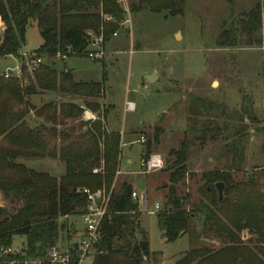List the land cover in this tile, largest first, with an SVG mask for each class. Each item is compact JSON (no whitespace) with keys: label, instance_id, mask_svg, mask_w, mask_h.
<instances>
[{"label":"trees","instance_id":"1","mask_svg":"<svg viewBox=\"0 0 264 264\" xmlns=\"http://www.w3.org/2000/svg\"><path fill=\"white\" fill-rule=\"evenodd\" d=\"M182 4L183 0H138V6L131 4L128 12L147 8L154 13L164 10L171 15L180 14ZM124 14L120 0H0V57L21 59L25 30L34 24L42 40L34 51L37 56H44L47 62L54 60L57 53L87 58L90 36H101L106 41L117 28L112 20L122 21ZM246 18L241 25L244 31L252 33L264 27V0ZM228 33L223 32L225 39L229 38ZM45 60L32 74L23 66L25 84L0 75V193L10 204V208L0 206V237L10 241L14 235H21L28 255H40L59 239L65 228V223H60L63 218L86 213L89 199L83 190L90 194L101 191L110 195L108 214L101 221V237L92 264H144L153 253L139 227L141 212L137 199L132 198V185L122 183L118 190H110L119 170L121 145L119 134L104 127L108 110L100 103L105 94L104 82L73 80L70 72L59 73ZM42 91L78 96L83 101L59 105L49 102L35 108L28 97ZM213 107L201 104L200 110H194L196 116L207 111L210 114L197 130L202 136L185 134L178 147L168 151L162 169L168 180L163 184V206L155 213L156 225L166 243L186 236L192 247L175 264H249L248 257L257 259V255L241 243L244 230L255 236L248 240L256 243L254 249L264 257V190L254 178L233 182V160L223 170L200 174L202 196L197 202L191 203L190 193L180 189L188 177L193 139L219 131V127L210 126L216 114L211 111ZM84 108L96 117L85 120ZM31 110L40 120L34 126L27 121ZM245 113L251 116L247 109ZM251 121H256L255 117ZM194 131L196 128L190 130ZM153 132L144 143L141 160L150 156L151 142L158 144L162 128L155 126ZM240 134L241 130H237L236 135ZM235 141L238 145L228 147L232 156L241 161L240 138ZM262 141L264 154V129ZM44 158L63 165L61 176H51L23 163ZM94 169L97 172L93 173ZM218 182L224 185L221 201L215 189ZM211 238L227 244L216 251L199 246L201 240ZM259 264H264V260H259Z\"/></svg>","mask_w":264,"mask_h":264},{"label":"rangeland","instance_id":"2","mask_svg":"<svg viewBox=\"0 0 264 264\" xmlns=\"http://www.w3.org/2000/svg\"><path fill=\"white\" fill-rule=\"evenodd\" d=\"M261 2L183 0L182 12L172 15L164 10L154 13L147 8L135 13L124 10L122 21L112 20L117 25V37L111 35L103 41L102 59L96 61L74 56L46 61L56 69H69L73 78L85 81H99L101 77L106 79L105 103L112 105L106 117L107 128L127 134L121 136L118 133L121 145L120 173L115 174L110 190H118L122 182L133 186L141 212L139 225L151 250L160 252L163 258L178 257L168 264H175L192 247L186 236L172 243L163 240L156 225L154 206L158 204L161 209L166 196L163 184L168 177L162 169L168 151L178 147V142L187 133L202 136L197 130L210 114L207 111V114L196 116L194 110H200L201 104L214 106L211 111L216 113L215 120L210 126L219 127V131L208 132L200 140L193 139L188 155V177L180 189L190 193L191 203L197 202L202 196L200 174L209 170H223L233 160V182L254 178L264 190V154L261 152L264 129V27L248 33L241 26L247 20L246 14L258 8ZM131 4L137 7L138 0L120 2L125 9ZM128 17L130 28H125L122 22ZM2 30L0 23V35ZM224 31L229 32L228 39H225ZM25 32L22 59L24 53L35 51L42 41L34 24L28 25ZM224 39V44L220 46ZM131 48L134 52L129 55L127 51ZM18 63L17 57H0V73L9 67L15 68ZM147 76L154 78L150 80ZM126 101L134 103L133 111L126 109ZM245 109L251 116L245 113ZM84 112L91 119L96 117L95 113L84 108L82 116L85 120ZM27 115L31 121V113ZM251 117H255L256 121H251ZM155 126L161 127L162 133L158 144L151 142L150 155H160L163 167L152 173H142L141 153ZM194 127L196 131L190 132ZM237 130H241L240 136L236 135ZM142 136L144 141L139 143ZM238 137L242 147L241 161L237 156H232L228 147V144L238 145L235 141ZM23 163L37 171L50 172L54 177H58L56 174L62 168L61 163L45 158L27 159ZM98 192L101 202L109 199V193ZM143 194H146L144 203L139 200ZM0 206L10 208L8 200L1 193ZM62 221L65 228L61 235L67 234L71 224L78 231L83 226L79 215L63 218L60 223ZM248 239L254 240L255 236L244 230L240 234L241 243L253 249L257 255V259L248 257L247 261L249 264H259L264 257L254 249L256 243ZM59 240L62 244L64 236ZM24 241L23 236H14L15 243ZM200 242L199 246L213 251L227 244L214 238ZM152 257L156 263L162 261L158 253H153ZM84 262L93 263L92 258Z\"/></svg>","mask_w":264,"mask_h":264},{"label":"built area","instance_id":"3","mask_svg":"<svg viewBox=\"0 0 264 264\" xmlns=\"http://www.w3.org/2000/svg\"><path fill=\"white\" fill-rule=\"evenodd\" d=\"M122 0H120L121 2ZM127 13L128 9L123 8ZM108 20L111 17L107 18ZM130 17L124 19L122 25L125 28H130ZM113 37L117 36V32L112 34ZM103 38L101 36H90L87 42V59L100 60L104 55ZM134 49L128 50V53L133 54ZM68 58L66 53H57L54 60H65ZM45 60L44 56H37L36 53L27 52L24 53L23 59H19V63L15 68L9 67L2 73L5 79L15 78L21 80L24 84L26 80H23V66L26 70L32 74L39 68L40 64ZM135 107L133 102L126 101V109L133 110ZM85 113L86 120L91 119L87 112ZM144 137L142 136L138 142L142 143ZM142 164V173H152L160 170L163 167V160L160 155H150L147 159L140 160ZM97 172L94 169L93 173ZM119 170L116 174H119ZM88 195L89 203L86 208V213L79 215L82 219V228L77 230L76 227L71 224L70 230L64 236V241L60 244V240L48 247L40 255H28L25 241L21 243L14 242V236L10 241H6L0 237V264H84L85 260L94 257L96 253V244L101 237V221L103 217L108 214L106 211L107 200L101 202L99 192L90 194L87 190H83ZM132 198L138 199L137 195L132 192ZM141 201L142 198L139 197ZM159 205L155 204L154 210L158 211Z\"/></svg>","mask_w":264,"mask_h":264},{"label":"crops","instance_id":"4","mask_svg":"<svg viewBox=\"0 0 264 264\" xmlns=\"http://www.w3.org/2000/svg\"><path fill=\"white\" fill-rule=\"evenodd\" d=\"M0 23H1V21H0ZM38 32V31H37ZM38 34H39V32H38ZM117 37V36H116ZM22 51V50H21ZM128 52V51H127ZM129 54V53H128ZM130 55V54H129ZM132 55V54H131ZM45 62H46V60H45ZM55 69H56V67H55ZM57 70V72H59V73H61V72H71L69 69H67V68H65L64 70H59V69H56ZM3 73V72H2ZM2 73H0V75H2ZM71 74V73H70ZM71 76H72V74H71ZM152 78H154V76L152 77ZM72 79L73 80H76V81H79V80H81V79H77V78H73V76H72ZM105 80L106 79H103V77H101L100 79H99V82L100 81H103L104 82V87H105V89H106V85H105ZM82 81H85V80H82ZM91 81H94V80H91ZM91 81H87V82H91ZM105 94H104V98H102V99H100V103L101 104H103V105H105L107 108H108V110H107V115H108V113H109V110H110V108L112 107V105H106V103H105ZM29 98V101L31 102V104L33 105V107H35V108H39V107H41L43 104H45V103H49V102H52V103H54V104H56V105H59L60 103H72V104H75V103H77V104H79L78 102H80V104H82V101H83V98H81V97H78V96H68V95H63V94H57V93H51V92H47V91H42V92H37V93H35V94H33V95H31V96H29L28 97ZM134 109H135V107H134ZM133 109V110H134ZM133 110H129V111H133ZM30 113H31V121L29 120V119H27V121H28V123H29V125L30 126H34V125H36V124H38L39 122H40V120L35 116V114H33V111L31 110L30 111ZM107 115H106V117H107ZM96 116V115H95ZM106 117L104 118V127H105V129L109 132V131H111V132H115V131H112V130H110V129H108L107 128V121H106ZM84 129V128H83ZM115 133H119V132H115ZM119 134H121V136H126L125 135V132H121V133H119ZM127 161L128 162H130V160L129 159H127ZM45 162V161H44ZM61 166H62V168H61V170H59V172L56 174L58 177L59 176H61V174L64 172V167H63V165L62 164H60ZM120 166V165H119ZM42 172V171H41ZM45 172H47V171H45ZM49 174H50V172H48ZM165 173V172H164ZM167 175V174H166ZM168 180V179H167ZM167 182V181H166ZM122 183H126V182H122ZM121 183V184H122ZM132 188H133V186H132ZM134 190V189H133ZM135 193V192H134ZM156 213V212H155ZM139 227H140V225H139ZM142 229V228H141ZM164 240V239H163ZM149 243V242H148ZM149 250H150V252L151 253H158L159 255H160V257H161V259H162V261L160 262V263H156L154 260H153V257L151 256L149 259H148V261H146V263H144V264H168V263H170V261H173L175 258H178L177 256H174V257H170V258H163L162 257V255H161V253L160 252H158V251H153V250H151V247H150V243H149ZM180 259V258H179Z\"/></svg>","mask_w":264,"mask_h":264},{"label":"water","instance_id":"5","mask_svg":"<svg viewBox=\"0 0 264 264\" xmlns=\"http://www.w3.org/2000/svg\"><path fill=\"white\" fill-rule=\"evenodd\" d=\"M152 77L153 76H147V78L148 79H152ZM215 189H216V192L218 193V199L221 201L222 200V198H223V190H224V185H223V183H221V182H218V183H216L215 184ZM145 199H146V194H143L142 195V202L144 203V201H145Z\"/></svg>","mask_w":264,"mask_h":264}]
</instances>
